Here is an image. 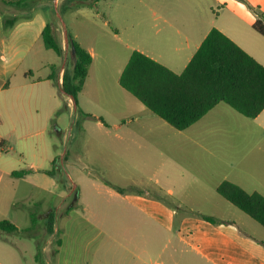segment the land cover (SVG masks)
I'll return each instance as SVG.
<instances>
[{
  "label": "crops",
  "instance_id": "obj_1",
  "mask_svg": "<svg viewBox=\"0 0 264 264\" xmlns=\"http://www.w3.org/2000/svg\"><path fill=\"white\" fill-rule=\"evenodd\" d=\"M138 1L149 9L138 6L135 18L128 14L133 0H82L84 5L76 8L83 9L94 23L99 38L103 36L122 53L119 79L134 51L182 73L214 28L264 66V37L253 28L259 14L252 7L258 6L259 0H244L248 8L236 6V0L220 6L219 0ZM1 3L0 221H11L18 231H0V264H29L28 260L33 264H264L261 225L257 228L241 216L194 209L201 204L197 202L201 193L218 194L217 187L224 181L264 196V111L250 119L221 102L188 129H176L173 136H153L150 130L115 133L102 138L110 143L109 156L100 155L96 160V155L94 162H87L86 154L69 157L67 152L60 158L61 165H71L84 176L86 190L78 183L60 185L58 177L45 171L51 170L59 157L53 128L62 132L63 103L66 111L73 107L72 98L62 92L64 69L75 63L71 45L68 53L66 36L60 41L65 51L64 57L57 55L62 66L50 61L22 68V60L34 50L47 21L38 16L23 19L20 6ZM103 3L109 12L100 10ZM214 6L231 9L233 17L221 21ZM72 10L67 8L64 14ZM128 15L134 21L111 27L109 20L121 17L126 23ZM5 17L18 20L13 27H5ZM67 31L93 57L88 78L96 49L91 41L87 43L85 33ZM53 66L55 80L49 79ZM34 68L45 73L36 74ZM102 89H94V96L102 95ZM91 100L96 103V99ZM79 103L74 104L75 111ZM88 108L82 105L80 110L106 127L101 116L87 113ZM144 113H138L141 115L132 125L153 123L141 117ZM103 164L115 174L112 181L96 177ZM134 170L151 174L158 191L131 185L128 173ZM20 171L27 173L13 176ZM130 187L136 191L128 190ZM190 211L212 216L222 224L208 222ZM31 213L37 215L36 224ZM51 215L55 216L53 233L48 232ZM20 239H27L26 243L19 245ZM32 241L37 243L35 250Z\"/></svg>",
  "mask_w": 264,
  "mask_h": 264
},
{
  "label": "trees",
  "instance_id": "obj_2",
  "mask_svg": "<svg viewBox=\"0 0 264 264\" xmlns=\"http://www.w3.org/2000/svg\"><path fill=\"white\" fill-rule=\"evenodd\" d=\"M26 1L0 0L6 5L16 6ZM75 1L73 8L84 5L82 0ZM258 16L253 28L264 37V12ZM17 20V17H5V27H13ZM68 37L75 48V63L72 73H69L67 68L64 69L62 89L73 97L75 105L78 106V95L84 87L93 57L71 34H68ZM42 38L47 49L53 50L59 57H64L65 51L55 35L52 24L44 27ZM52 71L49 79L55 80V66ZM119 83L154 115L180 131L198 122L221 102L250 119L257 118L264 111V66L215 28L210 31L182 73L177 74L142 52L134 51L120 76ZM83 115L94 118L90 114ZM61 167L60 157H56L53 168L45 173L58 177L59 184L63 185L64 181L59 177ZM25 173L27 171L14 172L13 176L22 177ZM117 189L124 192L122 188ZM128 190L136 191V188L130 187ZM216 191L264 228L262 194L248 193L230 181L222 182ZM190 212L213 224L218 223L212 216ZM30 216L33 224H36L37 215L31 213ZM54 221L55 216L51 215L48 223L49 233L54 232ZM0 231L13 233L17 232L18 228L11 221L2 220Z\"/></svg>",
  "mask_w": 264,
  "mask_h": 264
},
{
  "label": "rangeland",
  "instance_id": "obj_3",
  "mask_svg": "<svg viewBox=\"0 0 264 264\" xmlns=\"http://www.w3.org/2000/svg\"><path fill=\"white\" fill-rule=\"evenodd\" d=\"M75 0H59L53 2V0H27L24 4L20 5L22 10V18H35L43 17L47 21V24H52L54 27L55 35L60 42L64 36L68 37L67 28L71 31L76 29L85 33L87 36V43L92 42L91 46L94 45L96 56L94 64L90 69V77L87 78L84 86V91L82 95L78 96V102L80 100V107L82 105L89 107L87 113H92L97 117H102L106 122V127L100 126V120L96 118H89L83 115L80 107L75 111V103L73 101V107L69 108L66 111V103H63V111L60 115V126L62 132H57V127L53 128V136L55 144L57 146L59 157L62 160V155L69 152L70 156L74 153L80 152L81 154H86L87 162H94V157L97 155L96 160H100V155L109 156L110 152V143L102 138L112 136L115 133L124 134L125 131L131 130L133 133L151 131V135L158 136V134L173 136L177 130L168 125L165 121L153 115L149 110L142 105L135 97L127 93L119 84V75L123 67V56L120 50L109 41H107L103 36L100 38L94 32V23L88 19L87 15L84 14L82 10L78 11L76 8H73V3ZM134 3L131 4L128 8V14L134 15L138 12V6H141L144 10H148L149 7H144L143 5L138 4V0H133ZM228 0H219L218 6L222 4H227ZM258 6H251L253 10L261 14L264 12V0H259ZM2 4V3H1ZM236 6L248 8L250 5L244 0H236ZM4 5H0V9H3ZM74 9L70 13L65 15L66 9ZM232 8V7H230ZM100 10L104 12H109L108 6L106 3L100 5ZM231 9H219L217 6H214L213 11L215 15L220 16V20L223 19L230 21L233 17ZM92 12H95L94 10ZM106 19H110L109 16H106ZM105 19V20H106ZM109 20L111 27L114 25H128L129 21H134L133 17L129 18V15L126 17L127 22H123L116 18ZM39 21V20H37ZM232 21V20H231ZM90 25V26H89ZM264 40V39H263ZM61 43V42H60ZM25 46H23L24 48ZM41 50V51H40ZM261 50L264 53V46H261ZM70 52V45L67 47L66 52ZM116 51L119 54H116ZM24 55V53H22ZM65 56V54H64ZM57 61L60 66H62V61L59 59L57 54L51 50L47 49L44 46L43 38L39 39L38 43L34 47V50L22 60V68H27L30 65L35 63L36 67H40L42 62ZM69 73H72V67L67 65ZM34 72L39 75H43L45 70L41 68H34ZM103 88L102 95L95 97L94 89ZM91 99H96V103ZM142 110H145V113L141 117L149 118L152 120L150 125H140L136 123L132 125V121L136 120L138 114ZM118 124L120 127L117 128L115 125ZM161 130V131H159ZM158 138V137H157ZM169 145V144H168ZM154 151H157V147L154 148ZM70 162V159H68ZM189 163V159L185 160ZM74 167L71 165H62L61 171L59 172V177L62 179L64 184L71 185L73 183H78L81 185L82 189L84 187V176L76 172ZM123 173L125 171L123 170ZM96 177L101 180L112 181L115 179V174H112L106 164H103V170L95 173ZM129 183L131 185L137 186L139 188L145 189L148 187L151 191H158V186L154 181L151 180L152 175L139 170H134V172H129ZM61 181V180H60ZM71 188V187H70ZM70 190V189H69ZM76 191V190H75ZM90 195V194H89ZM201 198L197 199V202L201 203L194 209H200L207 213L209 211H217L219 213H225L229 216L238 218L243 217L249 220L252 224L260 228L255 221L250 219L247 215L239 211L237 208L232 206L228 201L220 197L215 192L210 193H201ZM90 198L96 201L95 198L90 195ZM101 200H98V205H100ZM218 223L221 225L222 221L219 220ZM262 228V227H261ZM27 239H20L19 245L26 243ZM56 243V238L53 240ZM37 243L32 241V248L35 250ZM53 245V249H54ZM29 264H33L28 260Z\"/></svg>",
  "mask_w": 264,
  "mask_h": 264
},
{
  "label": "water",
  "instance_id": "obj_4",
  "mask_svg": "<svg viewBox=\"0 0 264 264\" xmlns=\"http://www.w3.org/2000/svg\"><path fill=\"white\" fill-rule=\"evenodd\" d=\"M53 30H54V27H53ZM66 38H67V45L69 46V45H71V43H70V40H69V37H67V33H66ZM71 55L75 58V48H74V46H73V44L71 45ZM62 92L64 93V94H66L67 95V93L62 89ZM72 99H73V97L72 96H70ZM74 100V99H73Z\"/></svg>",
  "mask_w": 264,
  "mask_h": 264
}]
</instances>
